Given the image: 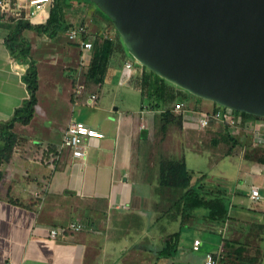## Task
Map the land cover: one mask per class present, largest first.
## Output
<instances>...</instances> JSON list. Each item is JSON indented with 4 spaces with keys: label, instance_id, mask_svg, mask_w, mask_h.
I'll use <instances>...</instances> for the list:
<instances>
[{
    "label": "crops",
    "instance_id": "crops-1",
    "mask_svg": "<svg viewBox=\"0 0 264 264\" xmlns=\"http://www.w3.org/2000/svg\"><path fill=\"white\" fill-rule=\"evenodd\" d=\"M55 1L28 20L33 24L44 23ZM13 4L23 7L26 0H14ZM64 12L70 26L83 24L91 36L116 37L112 21L92 4L71 1ZM3 24L4 19L0 18V123L7 121L28 97L21 79L27 64L13 58L5 46L8 31ZM24 36L30 44L29 54L36 64L38 82L41 73L45 89L36 92L37 102L30 122L14 125L16 143L8 161L0 165L3 173L0 179V264H80L88 246L106 248L105 259L111 260L114 251L117 252L116 262L120 258L121 262L114 264H174L177 261L203 264L204 255L218 249L221 252L218 264H264V165L256 160L263 156V119H246L242 130H221V123L210 119L213 137L219 133V138L227 137L231 131L240 139L252 136L247 146L243 144V153L239 155L253 162V168L244 169V173L255 180L245 187V182L238 178L233 188L227 189L223 176L217 177L218 182L211 187H207L205 176L201 180L203 187L218 191L228 200V217L221 223L209 218L206 208H199L181 224L179 216L173 218L164 213L170 205V192L158 185L161 153L159 147L147 143L155 121L160 128L159 111L142 102L138 88L132 84L133 76L140 74L141 68L136 73L134 62L126 53L116 52L103 83H89V94H86L85 84L77 83V87H73L71 75L88 61L90 51L82 50L79 41L63 40L66 31L52 38L26 30ZM126 60L133 62L130 72L124 68ZM107 81L118 86L132 84L139 97L134 94V107L120 110L112 105L106 119L90 123L82 107L96 105L95 109H103L96 101L88 104L87 98L92 93L99 98L98 89ZM61 86L63 90L68 86L71 89L64 92ZM77 89L79 93H75ZM186 103L202 108L174 111L181 113L179 128L190 138L194 131L200 130L198 121L195 124L192 117L199 120L215 106L191 97ZM191 110L193 116L184 114ZM72 121H82L104 136L87 139L82 158L62 152L58 159L51 160L53 154L48 156L47 150L57 149ZM211 141L216 143L213 138ZM246 148L250 159L244 156ZM228 149L225 156L232 154L234 147ZM149 153L152 158L158 153L156 162L150 161ZM167 156L171 155L167 153ZM252 187L259 191L257 200L250 197ZM73 221L81 222L85 229L49 236L50 228L62 229ZM178 231L174 251L167 257H158L157 252L165 240ZM195 239L200 242L197 250L192 248Z\"/></svg>",
    "mask_w": 264,
    "mask_h": 264
},
{
    "label": "water",
    "instance_id": "water-1",
    "mask_svg": "<svg viewBox=\"0 0 264 264\" xmlns=\"http://www.w3.org/2000/svg\"><path fill=\"white\" fill-rule=\"evenodd\" d=\"M140 65L191 95L264 117V0H89Z\"/></svg>",
    "mask_w": 264,
    "mask_h": 264
},
{
    "label": "trees",
    "instance_id": "trees-1",
    "mask_svg": "<svg viewBox=\"0 0 264 264\" xmlns=\"http://www.w3.org/2000/svg\"><path fill=\"white\" fill-rule=\"evenodd\" d=\"M71 1H76L77 3L84 1L94 5L89 0H56L49 10L46 21L40 24H33L28 19L23 18L24 11L22 9H15L13 4L14 0H2L0 18L4 19L3 26L8 31L4 38V43L13 58L27 64L21 75V79L26 85L28 97L23 100L20 106L14 109L12 116L7 121L0 123V165L8 161L12 154V148L16 143L17 135L13 132L14 125L17 123H29L33 117L37 102V68L29 54L30 44L24 36V32L26 30H32L38 34H46L52 38L65 32L70 27V24L65 21L64 11L65 8L70 6ZM104 16L109 19L105 14ZM82 39L92 40L93 46L90 50L88 61L80 64L77 73L75 72L71 75L72 85L75 87L77 83L84 84L85 82L102 84L106 77L112 55L116 52H122V50L127 54V50L122 44L117 32L116 37L103 34L91 36L86 33L82 36ZM141 70L140 74L133 76L132 84L138 88L142 102L148 107L159 111V129L162 135L166 133L169 125L175 123L179 126L181 123V113H175L173 111L176 103L183 102V109H185L188 95L194 97L199 102L207 101L195 97L167 82L142 65ZM128 81L131 82V79ZM211 103L215 108L219 106L213 102ZM214 109L206 113L210 114ZM232 112L241 116L240 129L244 128L246 119L264 120L263 116L249 115L234 110ZM224 126L226 129L233 128L230 125ZM142 133L145 134V131H142ZM227 137L231 141V146L228 149L230 151L238 144L239 140L236 138L238 136L232 131L227 134ZM48 150V156L56 153V149ZM244 156L250 159L251 155L247 148L244 151ZM256 158L259 163L261 162L264 165V150L263 156ZM2 175L3 173L0 170V179ZM191 175L183 157H159L158 185L161 189H167L170 192V205L164 213H169L173 218L179 216L182 224L196 209L206 208L209 218L220 221L221 223L224 222L228 217V200L226 197L219 194L218 191L203 187L201 180L205 177L204 174L194 182L192 181ZM179 234L180 232L178 231L165 240L164 246L157 252L158 257H167L174 251Z\"/></svg>",
    "mask_w": 264,
    "mask_h": 264
},
{
    "label": "rangeland",
    "instance_id": "rangeland-1",
    "mask_svg": "<svg viewBox=\"0 0 264 264\" xmlns=\"http://www.w3.org/2000/svg\"><path fill=\"white\" fill-rule=\"evenodd\" d=\"M63 40H67V37L63 38ZM129 59H131L134 62V69L137 73L138 69L141 68V65L136 62L128 53L126 54ZM68 70H72L70 67H66ZM123 72V70H122ZM42 74H39V82H38V90L45 89L43 84V78ZM86 94H89L87 92V89H89V82L84 83ZM127 86V87H126ZM132 84H125L123 86H118L116 84H113L112 82L107 81L100 89H98V96L96 103L97 106H103V109L94 108L96 105H91V107H82L84 110V113L86 116L88 115V121L90 123H100L102 119H106V114H108V110L111 109V107L118 106L120 110H125L131 107H134V94L135 97H139V93L135 90V87H132ZM75 86L74 88H76ZM132 87V88H131ZM127 88V89H126ZM71 89V86H68L66 90H63V87L61 86L60 90L64 92H69ZM84 90V89H83ZM83 92V91H82ZM191 96L188 95L187 98H190ZM194 98V97H191ZM202 109L200 105H194L193 103H186L185 109ZM139 107L137 106L136 110H138ZM194 114V111L191 110V113L188 111H185L184 114L192 115ZM84 114V115H85ZM196 115V114H195ZM197 116V115H196ZM194 123L198 121L196 117H192ZM211 123L205 128L194 131V136L188 138L185 137L180 130L179 126L174 123L164 135L160 132L159 129V123L157 124V121H155V126L150 128V133L148 136L147 143L149 142L152 147H159L158 151L161 153V156H167V153L171 156L174 154L176 157H185L187 167L190 169L192 181H196L202 174H204L208 182H206L207 187H211V185L214 186L216 182H218L217 177L222 178V176L226 179V183H224V186L227 189L233 188L235 185L237 179L238 181H244L246 185L245 187H248L253 182L252 177H249L250 174H245L244 169H250L253 168V162L250 160H243L241 158V155L243 153V144H248V141L251 142L252 136L245 137L243 136L242 139L240 137H236L239 142V146L234 147L233 153L225 156L224 152L228 149V147L231 144V141L225 136L220 137L219 134L213 135L211 134L210 126ZM221 124V130L223 128L225 129V126ZM240 129V126L238 127ZM242 130V128H241ZM203 138V140L201 139ZM211 138H213V141H216V143H213L211 141ZM247 138V139H245ZM246 140V142L244 141ZM146 142V141H145ZM156 151V152H158ZM158 152V153H159ZM157 153V155H158ZM263 154V153H262ZM151 159L150 161H157V155L156 157L152 158L151 153H149ZM246 167V168H245ZM255 180V179H254ZM212 186V187H213ZM91 247V246H90ZM108 252L105 249L102 248H88L86 251L84 250L82 253V257L80 258V264H114V263H120L117 261V256L119 255L117 252L114 251L112 256L114 258L105 259V255ZM114 259V260H113ZM123 264V263H122ZM174 264H180V262L177 261Z\"/></svg>",
    "mask_w": 264,
    "mask_h": 264
},
{
    "label": "built area",
    "instance_id": "built-area-1",
    "mask_svg": "<svg viewBox=\"0 0 264 264\" xmlns=\"http://www.w3.org/2000/svg\"><path fill=\"white\" fill-rule=\"evenodd\" d=\"M52 0H26V4L23 7L19 5L15 6L16 10H23V18L31 19L37 14L43 12L48 4ZM0 6H2V0H0ZM86 28L83 24L71 25L66 30V37L70 41H79L80 48L84 51H90L93 46V42L90 39H82V36L86 34ZM133 67L132 61H125L124 68L130 72ZM80 89L75 90V93H79ZM97 99L95 93L88 96V104H94ZM184 107L183 102H178L174 105L173 111H179ZM210 119L219 121L223 125H230L234 129H237L241 122V116L232 112V109L218 106L214 109L212 113L204 112L198 120V128L205 129L210 122ZM104 133L100 130L92 128L86 125L82 121H72L70 122L63 134V137L56 149V153L51 156V160L58 159L62 152H68L71 157L82 158L85 155V144L86 140L89 138H102ZM250 197L254 200L259 199V191L256 187L250 189ZM85 229L84 224L79 221H73L67 223L62 229H57L52 227L48 230V234L51 237H56L62 232H80ZM199 240H193L192 248L197 250L199 247ZM221 257L220 249L216 251L207 252L204 255L203 264H218Z\"/></svg>",
    "mask_w": 264,
    "mask_h": 264
}]
</instances>
